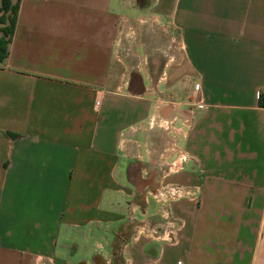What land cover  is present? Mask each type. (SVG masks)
<instances>
[{
  "label": "crops",
  "instance_id": "obj_1",
  "mask_svg": "<svg viewBox=\"0 0 264 264\" xmlns=\"http://www.w3.org/2000/svg\"><path fill=\"white\" fill-rule=\"evenodd\" d=\"M140 21L174 33L164 83L195 108L176 134L188 160L163 178L176 242L141 238L124 259L264 264V0H20L0 68V264H115L130 199L158 183L131 160L157 132L117 54Z\"/></svg>",
  "mask_w": 264,
  "mask_h": 264
},
{
  "label": "rangeland",
  "instance_id": "obj_2",
  "mask_svg": "<svg viewBox=\"0 0 264 264\" xmlns=\"http://www.w3.org/2000/svg\"><path fill=\"white\" fill-rule=\"evenodd\" d=\"M139 24L142 25L140 26L141 29H131L129 34L119 43L117 54L122 62L124 82L128 83L132 74H138L143 78L145 87L143 96L150 103V117L156 116L154 127L157 126V128H154V131L156 129L158 133V130L162 128L161 136H163L165 134L164 128L172 125L185 133L192 121L190 114L187 112H191L195 108L190 103L192 93H181V91L177 92L175 89L172 92L170 82L164 83V73L170 72L179 61L175 35L166 25L157 23V28H150L147 27L148 23L144 21H140ZM146 27L148 32L144 30ZM0 28H2L1 25ZM178 112L184 113L178 115ZM150 117L147 121L144 120L145 127H148ZM136 139H141V133L136 135ZM131 160L139 162L143 160L145 164L143 175L148 177L150 171L159 173L164 162L169 163L173 159H157L155 166H151L152 159ZM160 182V188L164 187L163 178L159 179ZM160 193L157 192L158 207L162 203L161 200L167 198V196H160ZM151 199L153 198L151 197Z\"/></svg>",
  "mask_w": 264,
  "mask_h": 264
},
{
  "label": "built area",
  "instance_id": "obj_3",
  "mask_svg": "<svg viewBox=\"0 0 264 264\" xmlns=\"http://www.w3.org/2000/svg\"><path fill=\"white\" fill-rule=\"evenodd\" d=\"M95 104H97V101H95ZM155 118V115L151 116L148 127L144 125L141 127L144 130L154 131V128H157V126L154 127L156 122ZM158 128L160 127L158 126ZM160 129V131L158 130L156 140L153 144L150 146L145 145V152L149 159H152L151 166H155L157 159L173 160L169 163L164 162L159 173L150 171V173L152 172L154 174V179H156L158 183L156 185L151 183L149 188L138 192L130 199L127 205L124 223L120 229H118L111 245L110 254L115 264H127L124 255L128 247L141 238L172 244L176 242L177 224L168 210V202L178 197L180 191L170 186L160 188L161 182L159 183V179L177 172L188 159L184 152L178 147L176 139H174L177 134L176 127L169 125L168 128H164L165 134L163 136H161L162 128ZM155 131L157 130L155 129ZM136 147L140 148L141 145L137 144ZM134 159H141V155L139 153L136 154ZM158 191L161 192L160 196H167V198L161 200L162 203L159 205L157 215L150 216L147 213V199L148 197H152L156 202H159V200H157ZM110 264H112V262H110Z\"/></svg>",
  "mask_w": 264,
  "mask_h": 264
},
{
  "label": "trees",
  "instance_id": "obj_4",
  "mask_svg": "<svg viewBox=\"0 0 264 264\" xmlns=\"http://www.w3.org/2000/svg\"><path fill=\"white\" fill-rule=\"evenodd\" d=\"M20 0H0V68L8 54V43L13 34ZM259 104L264 107V94L259 95Z\"/></svg>",
  "mask_w": 264,
  "mask_h": 264
}]
</instances>
